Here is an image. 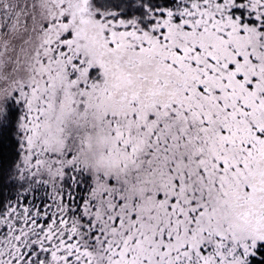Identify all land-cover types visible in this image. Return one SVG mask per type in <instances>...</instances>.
Instances as JSON below:
<instances>
[{"label": "snow or ice", "instance_id": "snow-or-ice-1", "mask_svg": "<svg viewBox=\"0 0 264 264\" xmlns=\"http://www.w3.org/2000/svg\"><path fill=\"white\" fill-rule=\"evenodd\" d=\"M0 264H264V0H0Z\"/></svg>", "mask_w": 264, "mask_h": 264}]
</instances>
